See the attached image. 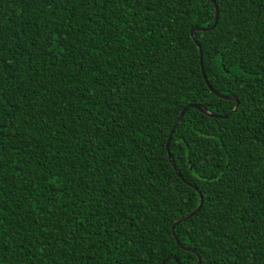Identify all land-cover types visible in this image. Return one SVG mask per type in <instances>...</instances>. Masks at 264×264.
I'll use <instances>...</instances> for the list:
<instances>
[{"label": "trees", "instance_id": "obj_1", "mask_svg": "<svg viewBox=\"0 0 264 264\" xmlns=\"http://www.w3.org/2000/svg\"><path fill=\"white\" fill-rule=\"evenodd\" d=\"M0 0V264H264V0ZM234 95L237 103L217 97ZM190 108L166 144L181 111ZM167 264H177L167 260Z\"/></svg>", "mask_w": 264, "mask_h": 264}, {"label": "water", "instance_id": "obj_2", "mask_svg": "<svg viewBox=\"0 0 264 264\" xmlns=\"http://www.w3.org/2000/svg\"><path fill=\"white\" fill-rule=\"evenodd\" d=\"M207 1H210L214 4L215 6V14H216V20H215V24L214 26H212L211 28H204V27H195L191 30V37L192 39L194 40V42L197 44L198 48H199V51H200V55H201V63L203 61V51H202V48H201V45L198 44V41L196 40L195 38V32H204V31H210V30H214L218 24V6L216 4V1L215 0H207ZM194 37V38H193ZM202 70H203V76H204V79L208 85V87L210 88L211 92L214 93L217 97L221 98V99H224V100H227V101H234L237 103L236 107L233 109L232 112H235L239 106V101L237 99L236 96L234 95H223L217 91H215L212 86L210 85L209 81H208V78L206 76V73L204 71V68L202 67ZM190 108H193V109H196L198 111H200L202 114L206 115V116H209V117H213V118H222V119H227L228 118V115H224V116H219V115H216L212 112H210L206 107L202 106V105H197V104H192L186 108H184L179 117H178V120L177 122L175 123L174 127L171 129V132H170V135L168 137V140H167V144H166V149H167V152H168V157H169V162L170 164L172 165V167L176 170L177 172V175L179 176L178 178L179 179H182L185 183L184 184H187L188 187H191L193 189H196L197 191L199 190L198 187L196 185H194L193 183L187 181L186 179H184V177L182 176V174L177 170V167H176V164L174 162V158L170 152V147H171V142H172V137H173V134L177 128V126L179 125V123H181L183 121V118L185 116V114L187 113V111L190 109ZM170 141V144L168 143ZM203 201H204V198H203V195L200 193V197H199V203L197 205V207L191 211L189 214L185 215V216H182L180 217L179 219L175 220V222L173 223L172 227H171V231H172V236L173 238L175 239L177 245L185 250V251H190L192 253H194L195 255H197V264H201V259L197 253V251L195 249H192V248H188V247H185L178 239H177V236L175 234V227L181 223H183L185 220L191 218L192 216H194L197 212H199L201 210V207H202V204H203ZM167 260H173L175 261L177 264H182L176 257L174 256H169L167 258ZM162 264V263H161Z\"/></svg>", "mask_w": 264, "mask_h": 264}, {"label": "snow or ice", "instance_id": "obj_3", "mask_svg": "<svg viewBox=\"0 0 264 264\" xmlns=\"http://www.w3.org/2000/svg\"><path fill=\"white\" fill-rule=\"evenodd\" d=\"M168 143L170 144V141ZM162 264H167V259H165L164 261H162Z\"/></svg>", "mask_w": 264, "mask_h": 264}]
</instances>
